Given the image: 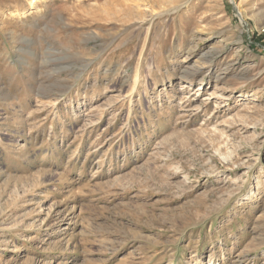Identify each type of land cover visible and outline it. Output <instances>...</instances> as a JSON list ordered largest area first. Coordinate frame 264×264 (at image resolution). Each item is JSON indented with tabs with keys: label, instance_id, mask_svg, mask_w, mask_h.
<instances>
[{
	"label": "rangeland",
	"instance_id": "obj_1",
	"mask_svg": "<svg viewBox=\"0 0 264 264\" xmlns=\"http://www.w3.org/2000/svg\"><path fill=\"white\" fill-rule=\"evenodd\" d=\"M0 264H264V0H0Z\"/></svg>",
	"mask_w": 264,
	"mask_h": 264
}]
</instances>
